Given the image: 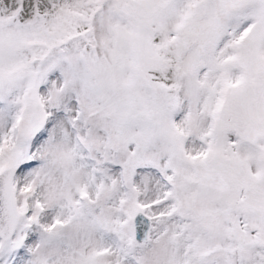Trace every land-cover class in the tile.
Segmentation results:
<instances>
[{
  "label": "snow or ice",
  "instance_id": "1",
  "mask_svg": "<svg viewBox=\"0 0 264 264\" xmlns=\"http://www.w3.org/2000/svg\"><path fill=\"white\" fill-rule=\"evenodd\" d=\"M0 264H264V0H0Z\"/></svg>",
  "mask_w": 264,
  "mask_h": 264
}]
</instances>
